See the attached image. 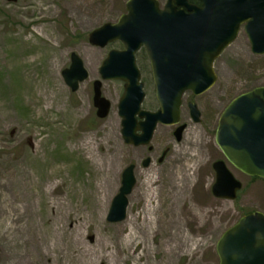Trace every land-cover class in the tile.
<instances>
[{
    "label": "rangeland",
    "instance_id": "374dc122",
    "mask_svg": "<svg viewBox=\"0 0 264 264\" xmlns=\"http://www.w3.org/2000/svg\"><path fill=\"white\" fill-rule=\"evenodd\" d=\"M126 2L0 0V264H89V254L103 244L105 253L92 264H108L109 252H118L120 264H217L215 245L223 231L247 212L264 213V180L251 179L226 160L242 190L234 200L212 193V162L224 159L214 137L219 116L233 98L264 85V54L251 51L243 26L214 62L215 84L199 96H183L186 127L179 140L175 126L159 124L147 146L123 142L121 81H102L111 107L105 118L96 117L91 82L100 78L108 50L120 45L102 48L89 35L116 22ZM71 53L88 72L77 91L61 74ZM141 55L143 107L155 110L149 62ZM188 100L200 112L196 122ZM129 164L136 181L126 217L109 222ZM151 206L154 224L141 229ZM131 229L140 230L139 238L119 249V237ZM82 246L88 261L80 259Z\"/></svg>",
    "mask_w": 264,
    "mask_h": 264
},
{
    "label": "water",
    "instance_id": "95a60500",
    "mask_svg": "<svg viewBox=\"0 0 264 264\" xmlns=\"http://www.w3.org/2000/svg\"><path fill=\"white\" fill-rule=\"evenodd\" d=\"M126 12L114 23L93 30L89 40L105 47L119 41L122 49H111L99 68L101 80H121L118 101L121 136L125 144L147 145L158 124L180 122L182 95L200 94L216 81L215 59L236 38L244 24L251 50L264 54V0H127ZM143 47L154 85L157 110L141 108L145 93L136 64V51ZM66 84L75 91L88 76L80 57L71 53V64L62 71ZM93 82L96 115L105 118L111 103L101 93L102 82ZM193 121L200 112L189 104ZM185 125L174 131L177 140ZM215 142L225 158L244 174L264 179V85L241 93L224 108L215 130ZM150 162L144 159L143 165ZM214 196L234 199L242 184L221 159L213 162ZM121 186L113 197L107 220L125 219L127 195L135 184L134 165L122 172ZM218 264H264V213L251 211L226 229L216 243Z\"/></svg>",
    "mask_w": 264,
    "mask_h": 264
},
{
    "label": "bare ground",
    "instance_id": "6f19581e",
    "mask_svg": "<svg viewBox=\"0 0 264 264\" xmlns=\"http://www.w3.org/2000/svg\"><path fill=\"white\" fill-rule=\"evenodd\" d=\"M106 201H104L103 205L100 207L102 210H104L105 206H106ZM148 214V215H146ZM146 214H144L143 216V221H142V225H141V229H146V230H149L152 225L154 224V220H155V217H154V208L151 206L147 209L146 211ZM143 227V228H142ZM120 233L121 232V229L118 230ZM117 232V233H119ZM138 233V234H137ZM139 235H140V230H133L131 229L129 232L127 233H123L122 236L119 234V239H118V245L117 247L121 250H123V248H129L130 246L133 245V242L134 241H137V239L139 238ZM76 244L77 245H81V241H80V236L79 234L76 235ZM105 247H108L107 244H103L99 247L98 250H96L95 252L89 254V253H86V251H84V247L82 246L81 247V251H80V259L81 260H85L87 259L86 257H88V254L91 255L92 257H94L89 264H92L93 263V260L95 261V259L97 260L98 258H100V254L102 253H105ZM143 252V251H142ZM106 257L108 258L107 260V263L108 264H120V261L121 259L118 258V252H116V254H112V252L109 254L106 255ZM88 261V259L86 260Z\"/></svg>",
    "mask_w": 264,
    "mask_h": 264
},
{
    "label": "flooded vegetation",
    "instance_id": "af4514ba",
    "mask_svg": "<svg viewBox=\"0 0 264 264\" xmlns=\"http://www.w3.org/2000/svg\"><path fill=\"white\" fill-rule=\"evenodd\" d=\"M117 48H118V47H117ZM119 48H121V46H120ZM142 51H143V49H141L139 52L142 53ZM141 57H142V59H145V53H144V52L142 53ZM137 64H138V63H137ZM138 67H139V65H138ZM139 68H140V67H139ZM140 72H141V69H140ZM141 79H142V73H141ZM143 83H144V82H143ZM188 93H191V92H188ZM191 94H192V93H191ZM192 95H193V94H192ZM189 101H192V100H188V101H187V106H188V102H189Z\"/></svg>",
    "mask_w": 264,
    "mask_h": 264
},
{
    "label": "trees",
    "instance_id": "16d2710c",
    "mask_svg": "<svg viewBox=\"0 0 264 264\" xmlns=\"http://www.w3.org/2000/svg\"><path fill=\"white\" fill-rule=\"evenodd\" d=\"M192 3H197L199 4L200 0H190ZM145 59H146V55H145Z\"/></svg>",
    "mask_w": 264,
    "mask_h": 264
}]
</instances>
